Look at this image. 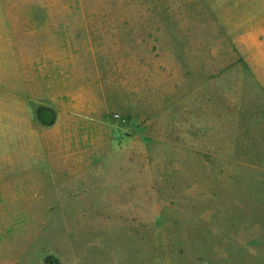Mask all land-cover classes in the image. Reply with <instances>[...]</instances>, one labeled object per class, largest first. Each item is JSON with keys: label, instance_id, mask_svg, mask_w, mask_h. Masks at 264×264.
<instances>
[{"label": "rangeland", "instance_id": "obj_1", "mask_svg": "<svg viewBox=\"0 0 264 264\" xmlns=\"http://www.w3.org/2000/svg\"><path fill=\"white\" fill-rule=\"evenodd\" d=\"M0 264H264V0H0Z\"/></svg>", "mask_w": 264, "mask_h": 264}]
</instances>
